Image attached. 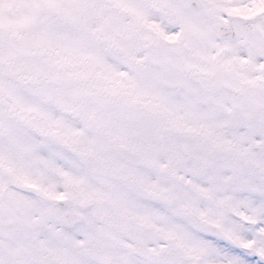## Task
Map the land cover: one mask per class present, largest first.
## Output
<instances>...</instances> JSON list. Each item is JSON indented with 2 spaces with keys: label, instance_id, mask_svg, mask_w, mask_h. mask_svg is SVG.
<instances>
[{
  "label": "snow or ice",
  "instance_id": "1",
  "mask_svg": "<svg viewBox=\"0 0 264 264\" xmlns=\"http://www.w3.org/2000/svg\"><path fill=\"white\" fill-rule=\"evenodd\" d=\"M0 264H264V0H0Z\"/></svg>",
  "mask_w": 264,
  "mask_h": 264
}]
</instances>
